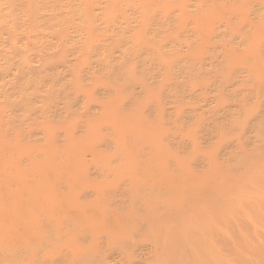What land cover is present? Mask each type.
<instances>
[{"label":"bare ground","instance_id":"6f19581e","mask_svg":"<svg viewBox=\"0 0 264 264\" xmlns=\"http://www.w3.org/2000/svg\"><path fill=\"white\" fill-rule=\"evenodd\" d=\"M0 264H264V0H0Z\"/></svg>","mask_w":264,"mask_h":264}]
</instances>
